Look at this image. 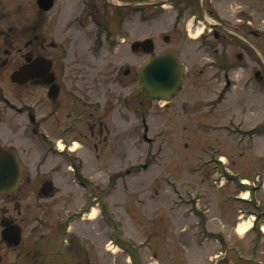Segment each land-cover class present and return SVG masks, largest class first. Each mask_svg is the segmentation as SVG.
I'll return each mask as SVG.
<instances>
[{"label": "flooded vegetation", "instance_id": "obj_1", "mask_svg": "<svg viewBox=\"0 0 264 264\" xmlns=\"http://www.w3.org/2000/svg\"><path fill=\"white\" fill-rule=\"evenodd\" d=\"M59 1L53 0L51 7L45 9L46 3L42 7L38 0H29V13L23 19L18 17L17 9L13 19L4 10L0 13V147L16 152L23 166L18 187L0 194V264H39L36 252L24 249L26 240H31L37 230L32 226L27 231L26 214L31 220L39 206L50 208L47 202L38 205L37 200L55 198L60 192L56 177L68 185L72 176H79L77 171L70 173L66 169V161L76 158L68 152L70 145L78 141L76 138L80 139V150L90 151L89 148H97L104 128L107 129L104 118L105 114L109 117L111 110L104 109L105 103L101 102V75L88 74L97 62L114 67L109 78L112 90L118 86L120 68L116 66L131 60L143 64L157 53L171 54L184 67L177 92L181 114L189 112L195 126L202 124L219 130L225 137L229 124L235 120L242 130L241 140L254 143L264 137L261 0ZM166 1L168 12L162 10ZM166 13H173L175 18L171 25L164 26L156 41L148 32L150 18ZM191 16L198 18L193 28L188 26ZM199 25L203 26L202 33L194 37L192 32ZM134 27L144 36L132 38ZM148 38L154 43L151 52L132 47L134 41ZM171 43L173 46L168 47ZM197 66L205 67L203 78L194 74ZM238 72L240 78L236 79ZM123 73L128 75L130 70ZM201 84L205 95L198 99L195 94ZM112 97L116 100V93ZM142 99L147 105L145 90L136 107L141 108L142 122L146 124L148 107ZM237 103L240 106L236 108ZM198 114L205 118L201 123L196 119ZM62 142L64 150L59 151ZM210 142L221 150L218 142ZM225 162L228 163L227 157ZM217 168L221 173L227 170L226 165H215ZM49 182L50 194L44 196ZM29 194V201L23 204ZM61 198V202L68 203L71 195ZM55 221L57 232L69 230L71 222L67 218L58 217ZM7 224L20 225L22 239L16 247L4 243L2 233ZM78 242L72 233L67 239L61 238V245H67L72 252L66 258L70 264H83V250Z\"/></svg>", "mask_w": 264, "mask_h": 264}, {"label": "rangeland", "instance_id": "obj_2", "mask_svg": "<svg viewBox=\"0 0 264 264\" xmlns=\"http://www.w3.org/2000/svg\"><path fill=\"white\" fill-rule=\"evenodd\" d=\"M0 3V13L4 10L11 19L16 9L21 19L29 13V0H0ZM261 7H264V0H261ZM173 20V13L152 19L149 35L158 41L164 26ZM132 36L141 38L144 35L137 33L134 27ZM248 39L251 40V35ZM172 46L173 43L168 47ZM138 64V60H131L122 67L116 77L118 86L112 90L109 84L114 70L112 65L100 61L94 68L88 69V74L101 75V102L104 101V109L110 108L111 112L109 117L105 114L104 126L106 124L107 129L104 128L97 148H89L90 151L85 152L78 149L75 153L77 158L70 157L74 167L82 170L83 178L79 179L87 181V190L90 192L94 189L93 194L100 195L97 201L103 216V219L98 216L99 220L94 221L97 223L88 220L74 225V235L79 237V246L84 248L83 262L127 264L126 251H130L134 256L132 264L136 262L135 255L138 264H157V261L162 264H211L210 259L217 260L215 264L264 263V233L260 232L259 224L247 232H238V225L248 219L250 213H264V187H260L264 183V137L254 143L248 139L240 141L236 120L229 124L228 134L224 131L228 135L226 137L219 130L206 128L202 124L195 126L192 123L193 115L189 112L181 114L177 109L179 98H173L167 105L150 99L146 105V100L142 99L148 107V129L144 132L141 108L136 109L142 91L139 77L136 76ZM125 68L130 69L128 75L123 73ZM201 68L197 66L194 70L199 78L205 75V71L200 72ZM115 93L116 100L112 97ZM195 95L198 99L205 95L203 84L197 86ZM124 100L126 102L123 104ZM229 106L235 109L232 102ZM239 106L237 103L236 108ZM127 108L132 109L131 114ZM201 116H196L200 123L205 120ZM76 139L80 147V139ZM208 141L218 142L221 146V154L227 157L230 172L238 174L239 178L246 177L255 184L249 186L251 203H240L233 198L227 201L223 199L227 192L232 196L244 189L237 184L234 186L231 180L224 186L212 182L217 179V174L201 166L197 158L204 153L201 145ZM80 159L83 161L82 168ZM212 174L214 178L211 181ZM256 175L259 180H255ZM55 185H60V192L55 198L37 200L38 205L47 202L50 208L39 206L31 220L26 214L27 231L32 226H36L37 230L31 240H26L24 249L34 250L39 264H64L67 253H72L66 247H61L60 239L57 243L62 236L58 235L59 231L54 229L53 224L57 222L56 218L63 216L58 207L62 203L61 197L69 192L67 189L76 193L74 197L78 198L81 189L69 188L57 177ZM30 195L22 200L23 204L29 201ZM237 206L242 207L244 213L237 212ZM96 215L97 208L92 217ZM110 239V250H107L105 246ZM218 250L224 251V254L215 259ZM245 256L253 259L244 261L242 258Z\"/></svg>", "mask_w": 264, "mask_h": 264}, {"label": "water", "instance_id": "obj_3", "mask_svg": "<svg viewBox=\"0 0 264 264\" xmlns=\"http://www.w3.org/2000/svg\"><path fill=\"white\" fill-rule=\"evenodd\" d=\"M158 61L159 63L150 64L145 72L140 68L141 84L146 87L151 96L160 94V91L166 87L168 88L167 93L170 94L177 85L178 65L176 62L167 56L158 57ZM9 154L11 153L0 150V187L11 186L19 177L18 169L21 166L18 161L16 162V157Z\"/></svg>", "mask_w": 264, "mask_h": 264}, {"label": "bare ground", "instance_id": "obj_4", "mask_svg": "<svg viewBox=\"0 0 264 264\" xmlns=\"http://www.w3.org/2000/svg\"><path fill=\"white\" fill-rule=\"evenodd\" d=\"M249 226V221H243L238 225V232H243Z\"/></svg>", "mask_w": 264, "mask_h": 264}]
</instances>
